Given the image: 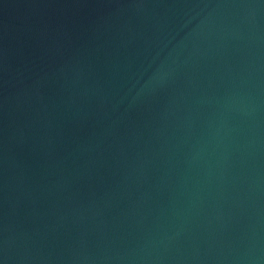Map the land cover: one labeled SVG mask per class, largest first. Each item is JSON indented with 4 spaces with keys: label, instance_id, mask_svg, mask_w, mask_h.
<instances>
[{
    "label": "water",
    "instance_id": "1",
    "mask_svg": "<svg viewBox=\"0 0 264 264\" xmlns=\"http://www.w3.org/2000/svg\"><path fill=\"white\" fill-rule=\"evenodd\" d=\"M0 264H264V0H0Z\"/></svg>",
    "mask_w": 264,
    "mask_h": 264
}]
</instances>
